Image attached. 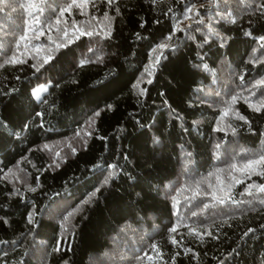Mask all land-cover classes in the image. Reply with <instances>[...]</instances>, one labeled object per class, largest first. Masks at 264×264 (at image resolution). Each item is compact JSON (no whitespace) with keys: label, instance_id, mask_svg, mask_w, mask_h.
<instances>
[{"label":"trees","instance_id":"16d2710c","mask_svg":"<svg viewBox=\"0 0 264 264\" xmlns=\"http://www.w3.org/2000/svg\"><path fill=\"white\" fill-rule=\"evenodd\" d=\"M260 81L264 0H0V264H264Z\"/></svg>","mask_w":264,"mask_h":264},{"label":"snow or ice","instance_id":"6c2138e0","mask_svg":"<svg viewBox=\"0 0 264 264\" xmlns=\"http://www.w3.org/2000/svg\"><path fill=\"white\" fill-rule=\"evenodd\" d=\"M30 7H35V5H30ZM88 34L90 35L91 33H88ZM21 39H24V37H21ZM165 46L166 45H160L159 47H165ZM10 62L15 63V62H17V60H16L15 57H13ZM259 83H264V81H260ZM256 110L259 111V108H257ZM241 119H243V117H241ZM260 163H264V157H261L260 160L253 161V162H249V164L248 165H245V167L246 168H249V167L252 166V164H260ZM259 191L264 192V185L260 186ZM220 202L223 203V200H221ZM173 231H175V229H173Z\"/></svg>","mask_w":264,"mask_h":264},{"label":"rangeland","instance_id":"374dc122","mask_svg":"<svg viewBox=\"0 0 264 264\" xmlns=\"http://www.w3.org/2000/svg\"><path fill=\"white\" fill-rule=\"evenodd\" d=\"M45 90L44 86H37L32 90V94L35 98H40L42 92Z\"/></svg>","mask_w":264,"mask_h":264}]
</instances>
